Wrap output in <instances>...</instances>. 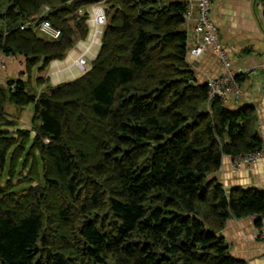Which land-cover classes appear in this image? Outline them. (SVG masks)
Masks as SVG:
<instances>
[{"label": "trees", "instance_id": "obj_1", "mask_svg": "<svg viewBox=\"0 0 264 264\" xmlns=\"http://www.w3.org/2000/svg\"><path fill=\"white\" fill-rule=\"evenodd\" d=\"M100 1L0 0V52L24 56L27 75L0 79V264H247L221 232L263 213L264 190L227 191L213 174L264 137L255 106L208 102L197 83L185 0H106L91 67L33 85L87 39ZM41 15L59 38L22 29ZM30 104L33 128H17L8 106Z\"/></svg>", "mask_w": 264, "mask_h": 264}, {"label": "crops", "instance_id": "obj_2", "mask_svg": "<svg viewBox=\"0 0 264 264\" xmlns=\"http://www.w3.org/2000/svg\"><path fill=\"white\" fill-rule=\"evenodd\" d=\"M93 5L89 7L91 11ZM197 16L198 10L194 8L191 17L184 24V29L191 41L196 40L194 26ZM211 17L216 26L219 41L226 47L231 59L232 70L241 74L240 83L254 102L259 116V128L264 137V3L262 0H215ZM88 23L90 32L87 39L77 40L65 59L54 60L46 71L38 73V77L46 78L51 83H61L63 81H59L63 78L77 75L73 78L75 79L84 74L76 63L82 55L86 54L92 64L103 45L105 31V27L102 28L97 39L94 40V22L88 19ZM4 55L0 52V56ZM10 59L7 68L0 72V79L4 84L9 79L24 78V75H18V73L24 71L26 58L13 56ZM187 61L195 73L198 84L206 83L208 78L218 76L224 70L220 59L211 50L199 57L188 53ZM20 62L23 63L22 66ZM230 103L242 104L234 101ZM26 107L21 113L22 111L15 106L12 114L16 116L22 114L23 117L26 114ZM33 115L34 110L32 117ZM213 176L218 178L227 191L238 186L264 190V158H260L253 165H243L241 170L235 171L230 155H225L220 170ZM257 228L256 219L253 215H249L240 219H229L221 232L229 245L231 254L247 264H264V241L255 238Z\"/></svg>", "mask_w": 264, "mask_h": 264}, {"label": "built area", "instance_id": "obj_3", "mask_svg": "<svg viewBox=\"0 0 264 264\" xmlns=\"http://www.w3.org/2000/svg\"><path fill=\"white\" fill-rule=\"evenodd\" d=\"M185 2L186 21L191 17L192 10L194 8H197L198 10V16L194 26L196 40L191 41L188 38L187 53L195 57H199L208 50H211L212 53L220 59L224 68L221 74L208 78L206 82L209 88L208 102L220 99L223 104H228L230 101H234L236 103L255 106L254 102H252L242 84L237 79V76L241 74L232 70V62L227 49L219 41L217 29L211 17L215 0H185ZM49 10L50 6L47 5L44 12L46 13ZM78 13L83 15L85 14V10L81 8L78 10ZM89 15V20L94 22L95 30L93 29V32L94 40H96L101 32V29L109 22L106 7L100 5L99 3H95L92 11L89 12ZM42 16L43 15L24 23L21 26L22 29L33 28L51 38H59L61 35L60 30L57 29L48 19H43ZM12 57L13 55L6 54L4 56H0V72L7 66V58ZM76 64L83 72L87 71L89 69V60L86 54L82 55ZM8 86L15 88V84H10ZM229 155L232 160L233 169L235 171H239L243 165H253L260 158H264V147L258 151H248ZM253 216L255 219L260 220V225H258L256 230L255 238L264 241V212Z\"/></svg>", "mask_w": 264, "mask_h": 264}, {"label": "rangeland", "instance_id": "obj_4", "mask_svg": "<svg viewBox=\"0 0 264 264\" xmlns=\"http://www.w3.org/2000/svg\"><path fill=\"white\" fill-rule=\"evenodd\" d=\"M96 3H99L100 5H102V6H104V7H106L107 8V6H108V4H107V2H106V0H103V1H100V2H96ZM94 4V3H93ZM93 4H91V5H89V7L91 8L92 7V5ZM89 7H86V10L88 11V12H90L91 11V9L89 8ZM84 10H85V8H84ZM77 13H78V11H77ZM79 14V13H78ZM70 23L71 24H74V21L73 20H70ZM17 57H19V56H17ZM8 60L10 61L11 59L10 58H7V63H8ZM89 60V59H88ZM53 62V61H52ZM51 62V63H52ZM50 63V64H51ZM20 64V66H22V64L23 63H19ZM26 64V63H25ZM90 66H91V62H89V68H90ZM6 68H7V66H6ZM5 68V69H6ZM78 69V68H77ZM76 69V70H77ZM4 70V69H3ZM24 71H22V72H19L18 73V75H24V78H27V75L25 74V72H26V67L23 69ZM34 79H33V85L35 86L36 84H35V78H38V73H40L38 70H35L34 72ZM43 73V72H42ZM77 76V75H76ZM76 76H73V77H68V78H63L62 80H60L59 82H61V81H68V79H73L74 77H76ZM6 83V82H5ZM62 83V82H61ZM52 85H58L59 83H51ZM46 87V85L45 86H41V87H39L38 88V92L40 93L44 88ZM25 110H26V114H25V116L23 115V117H22V114H21V116L19 117V118H17L16 117V114H12L14 111H15V105H9L8 106V112H9V114H10V116H9V118L10 119H18V126H21V128H27V129H32L33 128V126H32V120H33V117H32V112H33V110H34V104H30V105H27V107L25 108ZM21 113H23V111L21 112ZM15 117V118H14ZM32 117V118H31ZM20 120V121H19ZM18 128V127H17ZM8 129H10V130H13L14 128L13 127H8ZM34 134V133H33ZM45 141H47V139L45 140ZM25 173H27V172H25ZM31 187V185L28 183V182H25V183H21V184H19L18 185V189L21 191V192H27L28 190H29V188Z\"/></svg>", "mask_w": 264, "mask_h": 264}, {"label": "water", "instance_id": "obj_5", "mask_svg": "<svg viewBox=\"0 0 264 264\" xmlns=\"http://www.w3.org/2000/svg\"><path fill=\"white\" fill-rule=\"evenodd\" d=\"M194 83H195L194 81H191V84H192V85H193ZM206 106H207V104H204V105H203V107H206ZM36 188H37V190H38V189L40 188V186H37Z\"/></svg>", "mask_w": 264, "mask_h": 264}]
</instances>
